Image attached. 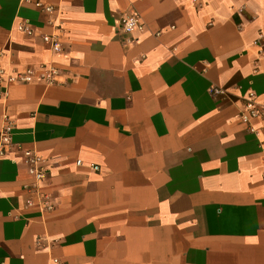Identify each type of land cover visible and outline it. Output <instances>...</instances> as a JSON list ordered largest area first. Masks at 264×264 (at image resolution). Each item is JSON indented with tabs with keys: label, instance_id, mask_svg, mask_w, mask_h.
I'll return each instance as SVG.
<instances>
[{
	"label": "crops",
	"instance_id": "1",
	"mask_svg": "<svg viewBox=\"0 0 264 264\" xmlns=\"http://www.w3.org/2000/svg\"><path fill=\"white\" fill-rule=\"evenodd\" d=\"M261 34L264 0H0V67L33 72L0 88V129L53 207L9 151L0 264H264V118H238L264 108Z\"/></svg>",
	"mask_w": 264,
	"mask_h": 264
},
{
	"label": "built area",
	"instance_id": "2",
	"mask_svg": "<svg viewBox=\"0 0 264 264\" xmlns=\"http://www.w3.org/2000/svg\"><path fill=\"white\" fill-rule=\"evenodd\" d=\"M49 11L50 9H46ZM143 26L141 25L139 18L136 15H126L119 18V30L122 34L132 35L136 31H141ZM260 39H264V34L260 35ZM44 42L50 44L52 53L61 54L62 47L59 42L52 37H44ZM58 75V70L51 65L44 66V72L41 74L40 79L48 86L55 84V78ZM33 77V72L31 69H27L24 73L20 72H11L7 71L0 67V88L5 89L11 84L21 83L28 84L30 83ZM211 96H226L227 93L224 90L212 88L209 90ZM238 118L240 122L244 125H247L248 130L257 135V131L251 126L252 121L264 118V108L259 107L255 101V94L249 93L246 98L243 99L242 109L239 112ZM14 127L10 120L4 116L3 124L0 129V160L6 156V154L12 149L20 151L24 157V161L27 167L28 175L33 179V184L31 187H26L25 189L31 191L34 190L39 203L41 211H51L52 205L48 201L46 195L39 191V185L46 178V168L45 161L40 158L34 151H25L20 149L18 146L12 144V135ZM259 146L261 149H264V135L258 140ZM78 165L80 162L77 163ZM94 170H97L96 167H92ZM32 203H29L31 206Z\"/></svg>",
	"mask_w": 264,
	"mask_h": 264
}]
</instances>
